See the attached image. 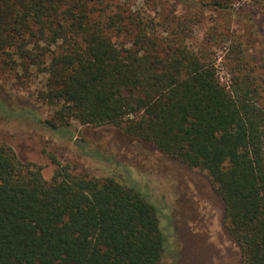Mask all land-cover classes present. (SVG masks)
<instances>
[{"label":"trees","instance_id":"16d2710c","mask_svg":"<svg viewBox=\"0 0 264 264\" xmlns=\"http://www.w3.org/2000/svg\"><path fill=\"white\" fill-rule=\"evenodd\" d=\"M196 1L230 13L243 0ZM109 2L0 0V80L41 77L38 97L55 108L45 120L2 103L0 112L68 141L72 121L122 128L205 173L242 264H264L263 58L258 66L244 42L225 38V84L212 52L187 43L194 20H147L137 10H111ZM53 162L45 181L39 167L0 144V264L161 261L169 239L136 181L123 173L88 178Z\"/></svg>","mask_w":264,"mask_h":264},{"label":"rangeland","instance_id":"374dc122","mask_svg":"<svg viewBox=\"0 0 264 264\" xmlns=\"http://www.w3.org/2000/svg\"><path fill=\"white\" fill-rule=\"evenodd\" d=\"M263 4L264 0H243L230 13L202 7L196 0H110L109 7L137 10L157 22L168 16L194 20L187 43L212 52L221 82L226 84L229 76L222 62L228 36L244 42L245 53L258 66L264 62ZM259 75L264 80V69ZM41 83L35 74L5 77L0 80V103L16 114L31 111L45 120L55 108L39 99ZM13 118L0 112V144L9 147L20 162L39 167L45 181L51 180L57 168L54 159L74 174L102 180L123 173L140 185L158 210L160 226L169 239V251L158 264H242L240 249L226 229L224 203L205 173L128 137L122 128L86 127L72 121L73 139L68 141L28 118ZM94 153L111 161H98Z\"/></svg>","mask_w":264,"mask_h":264}]
</instances>
